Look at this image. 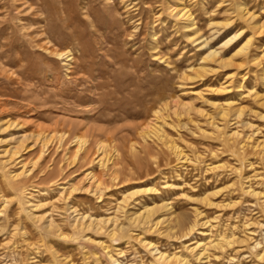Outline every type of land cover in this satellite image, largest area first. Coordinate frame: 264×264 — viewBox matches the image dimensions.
<instances>
[{"label": "rangeland", "instance_id": "374dc122", "mask_svg": "<svg viewBox=\"0 0 264 264\" xmlns=\"http://www.w3.org/2000/svg\"><path fill=\"white\" fill-rule=\"evenodd\" d=\"M174 1L0 0V128L19 125L0 138L14 135V147L23 135L66 134L63 145L53 143L34 167L29 163L39 148L21 153L28 177L14 183L11 171L0 167V193L9 199L4 210L0 205V264H65L66 259L114 264L97 242L123 263L157 264L143 245L145 238L168 253L205 239L194 232L192 242H181L129 222L144 205L164 201L189 221L196 210L201 212L214 226L203 229L210 236L233 232L245 240L224 251L211 249L210 264H262L252 247L264 245V0H183L194 28L171 13ZM240 3L254 14L255 23L242 19ZM248 40L249 50L238 56ZM42 46L69 53V61L56 59ZM212 49L230 66L203 63ZM203 64L207 73L196 76ZM178 98L194 102V109H178L176 117ZM166 104L172 124L166 133L189 163L178 162L156 137L143 135L154 111ZM220 107L228 109L226 118ZM234 109L242 115L237 117ZM75 135L89 137L91 149L74 161ZM97 140L117 149L111 169L116 182L109 179L110 171L91 163ZM214 165L223 168L212 171ZM89 171L97 177L107 173L101 177L108 187L101 199L94 192L71 193ZM249 186L263 196L246 193ZM135 187L150 190L131 200L127 213L117 212L123 193ZM206 196L213 205L202 201ZM27 201L42 205L38 214L50 213L67 238L32 220ZM71 206L93 217L117 216L124 229L115 236L108 228L100 234L77 233ZM250 223L252 235L245 226ZM19 230L38 246L36 251ZM183 232L178 229V236Z\"/></svg>", "mask_w": 264, "mask_h": 264}, {"label": "bare ground", "instance_id": "6f19581e", "mask_svg": "<svg viewBox=\"0 0 264 264\" xmlns=\"http://www.w3.org/2000/svg\"><path fill=\"white\" fill-rule=\"evenodd\" d=\"M170 10H171V13H175V16H177L180 20H183L185 23H189L190 26H187L188 28L195 26L194 23L192 22V14L186 9L185 6H183V0H175L173 2V5L170 6ZM238 12H239L240 16L242 17V19L245 20V22L255 23L256 18L254 16V14H252L251 12H249L247 10L245 4L240 3L238 5ZM235 38H237V37H235ZM229 42H227V43H229ZM227 43L225 42V45ZM249 43L250 42L248 40V42L240 50H238L236 52V54H238V56L245 54L249 50ZM42 44H44V43H42ZM43 48L47 49V52L49 51L51 53V55L54 56L56 59H63V60L67 59L66 61H69V59H70V55L67 52L66 53L65 52L61 53L60 51L57 52L56 49H53V50H55V51H53L52 49H50L48 47L46 48V46ZM214 60L219 62V64L221 65V68L226 67V66H230L229 62H226V60L221 59L220 52L216 51V49L215 50L212 49L208 54H206V57L203 58L202 62L205 63L206 61L210 62V61H214ZM205 67H207V66H205L203 64L200 67V71L197 72L196 76L201 77L202 76L201 73L205 72ZM205 73H207V72H205ZM193 103L194 102H185L184 100L179 99V98L176 99L175 102L173 103L174 104L173 114L176 117H180L178 109L187 108V107L194 109ZM226 105L230 106V102H229V104H226ZM231 105H232V102H231ZM167 107H168V104H166L164 108L156 109L154 111L153 118L149 122H147V125L145 126V130H143L144 131L143 135L149 136L151 134L152 136L156 137V139L160 140L163 144H165V146H167V148L175 155L178 162H181L184 164L189 163L190 159L184 153L183 149L180 148L172 138H169L168 134L166 133L165 128L168 126L172 127L171 126L172 124H170L169 120H168L169 114L167 113V111H168ZM165 110H167L166 113H165ZM235 111L238 114L237 117L242 115V112H243L242 110L238 109ZM201 112L204 113L203 111H201ZM219 113H220L221 118H226L228 116V109H224L223 107H220ZM18 126H19L18 124H14V123H10L8 126L5 125L2 128H0V135L6 133L8 131V129H10L12 127H18ZM249 127H251V126H249ZM216 128H218V130L220 129L218 126H216ZM235 135H239V134L236 133ZM13 136L14 135L9 134V136L6 139L0 138V167L2 168V170L4 172L11 171V172H9V175H10V178L13 180L14 183L18 182L19 180H21L23 178L28 177V174H29L28 172H30V170L26 168L28 164L23 162V159H22L23 157L21 155L22 152H24L27 149L32 150L34 147L39 148L38 157L35 160H33L31 163H29L30 165H32V167H34L35 165L39 164L40 161H42L43 157L45 156L44 154L47 151H49L51 146H53L52 145L53 143L54 144L59 143L60 146H58V147H61L63 145L62 142L65 141V138H66L65 133H58L57 132V133H52V134H48V133L46 134V131H45L42 133H38L36 135H23V136L19 137L18 139L16 138L17 139L16 145L14 147H11V143L14 140ZM145 136H143V137H145ZM88 138L86 135H75L71 139V144H73L76 147V152L74 155V161L77 157L79 158V156H81V153L85 154V153H88L90 151L91 145L89 143L90 140H88ZM248 140H251V136H249ZM68 141H69V139H68ZM243 145H245V144H243ZM94 146L96 148V153H95L96 155L94 154L95 157L93 158L91 163L98 165L104 171H110V174L108 176L109 179L111 178V180L116 182L118 175H116L114 172H112L111 169L115 166L114 161L116 160L115 156H117L116 155L117 149L115 147L111 148L110 144H108L107 142L102 141V140L95 141ZM260 146L257 145V147H255L256 150L260 149L259 148ZM129 148H130V146H129ZM131 148H133V147H131ZM244 148H245V146L242 147V149H244ZM110 149H113V150L111 151ZM221 167L222 166L214 165L213 167H211V170L214 171V170H217L219 168L221 169ZM16 168L21 170V171L20 172L17 171L18 173L16 171L15 172L12 171L13 169H16ZM106 176H107V173H105V172H104V174L101 175V177H106ZM101 177H97L96 174L93 173V171H89L86 174V176L84 177V180L79 185L72 187L71 193H73V192L76 193L79 191L94 192L97 196L99 195V199H101V197L103 196L101 194L104 193V190L108 189V187H106L105 184L103 183ZM82 184H83V186H81ZM60 189L64 190L63 187H61ZM153 189H154V187H153ZM149 190H150L149 188L144 189V188L135 187V189L127 190L126 192H124L123 198L119 202V207H118L117 212H124V214L127 213L128 210L126 208L128 207L129 202L131 200H133L139 194H141L143 192H148ZM154 190H156V189H154ZM24 191L26 192V190H24ZM22 192H23V189H22ZM1 193H3V192H1ZM1 193H0V205L2 206V209L3 208L5 209L6 205L9 204L8 203L9 199H8V197L2 196L3 194L1 195ZM246 193H248L249 195H252V197H256V198L263 196V194L261 192L252 189V187H250V186L247 188ZM202 201L206 202L208 205H213V203L211 202V200L207 196L204 197L202 199ZM27 205H28V213H29L30 217L32 218V220L36 221L37 223L43 222L45 224V228L48 232H50V233L55 232V234L62 239L67 238L66 234L63 233L62 228L54 221V219L51 217L52 215L50 213L38 214L37 211L42 207V205H34V203L32 204L30 201H27ZM70 211H71L70 213L73 214V218H74V223L72 224V226L77 231V233L78 232H85V233L96 232V233L100 234V233H103L104 231H108L110 229L109 233L112 234L113 236H115L117 230L123 231V229H124L123 226L120 225L121 226L120 227L118 225L117 216H110V217H106V218L93 217L86 212H79L73 206L70 207ZM204 220H205V218L203 217L201 212H198V210H196L194 219L191 221H189L184 215L178 216L172 210V207H170V204L168 202H165V201L161 204L155 203L153 206L144 205L142 211L135 212L134 214H131V217L129 218V222H131L132 224L142 225V226L149 228L150 231L153 230L156 232H160L159 235H164L168 239H177L181 242L191 241L189 236L193 235L194 232H198L199 235H201L202 237H205V239H202V240H199L196 242H192V241H191L192 243L187 242L190 244H187V243L183 244L184 250H178V251L173 252V253L161 251L159 248H157V246H155L156 244L155 245L152 244L151 241L148 242L149 240L147 241L146 238L144 237L145 240L142 241L143 245L154 256L155 262H157V264H194L193 263L194 261L197 264H210V262H209V259H210L209 253L210 252L209 251L211 249H214L217 251L218 250L224 251L226 248L229 249L235 245L242 244L245 242V240H240L239 238H237L233 232H230V233L218 232L216 236H210V234L205 233L203 229H205V227H209V229L211 230V228H213L214 226H212L211 221H204ZM251 224L252 223L245 225L246 229L249 232V235L253 234V232H250ZM105 228H108V230H105ZM161 228H163V229H161ZM183 228L186 229V232H183L182 234H180V236H178V229H183ZM19 231H20L19 234H21L23 237V239H22L23 242L27 246L31 247L32 250L36 251L38 249V246L36 247L32 243L25 240V231H23V230H19ZM86 239L89 241L91 240V238H86ZM97 243L103 246V248L107 251L109 258L111 259V261L114 264H126V263H123L122 261H120L117 257H115V255L112 253L113 250H109V246H107L104 242H97ZM10 244H11V241H8L5 243V245H7V246ZM116 250L117 251H115V252H118V249H116ZM252 250L256 251L257 260L259 262H261L262 264H264V245H262L261 243L258 242L256 245H254L252 247ZM118 254L123 255L122 252H120ZM88 258L89 257H87V254H85V259L87 260ZM23 264H25V263H23ZM40 264H44V263H40ZM65 264H72V263L70 260L66 259ZM150 264H155V263L152 261V262H150Z\"/></svg>", "mask_w": 264, "mask_h": 264}]
</instances>
